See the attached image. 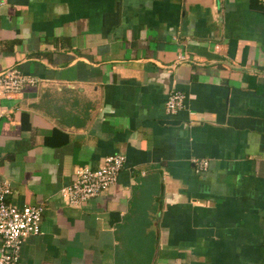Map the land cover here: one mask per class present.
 Returning a JSON list of instances; mask_svg holds the SVG:
<instances>
[{"label": "crops", "instance_id": "0c3cea01", "mask_svg": "<svg viewBox=\"0 0 264 264\" xmlns=\"http://www.w3.org/2000/svg\"><path fill=\"white\" fill-rule=\"evenodd\" d=\"M12 68L36 80L0 98L7 202L43 207L23 264H264V2L0 0ZM113 154L115 185L66 206Z\"/></svg>", "mask_w": 264, "mask_h": 264}, {"label": "built area", "instance_id": "2783aa9c", "mask_svg": "<svg viewBox=\"0 0 264 264\" xmlns=\"http://www.w3.org/2000/svg\"><path fill=\"white\" fill-rule=\"evenodd\" d=\"M264 2V0H258ZM34 78L12 68L0 72V98L20 94L25 86H33ZM180 94H169L164 103L165 113L173 115L182 107ZM2 117L0 112V118ZM205 168L206 162H199ZM124 165V157L119 154L106 156L96 170L76 168L69 185L59 190L61 201L69 207H78L83 202L98 196L115 185L119 171ZM9 187L0 182V264H23L19 253L22 241L27 236L40 234L43 207H16L7 202Z\"/></svg>", "mask_w": 264, "mask_h": 264}]
</instances>
